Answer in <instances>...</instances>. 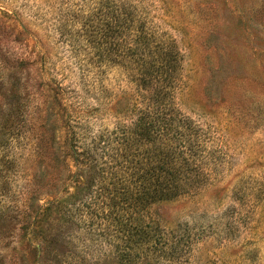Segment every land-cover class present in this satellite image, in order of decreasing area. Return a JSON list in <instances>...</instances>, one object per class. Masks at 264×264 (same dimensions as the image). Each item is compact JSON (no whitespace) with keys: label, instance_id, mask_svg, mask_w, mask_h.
Listing matches in <instances>:
<instances>
[{"label":"rangeland","instance_id":"1","mask_svg":"<svg viewBox=\"0 0 264 264\" xmlns=\"http://www.w3.org/2000/svg\"><path fill=\"white\" fill-rule=\"evenodd\" d=\"M134 29L176 46L174 102L213 155L202 186L147 205L143 222L183 238L179 264H264V0H0V132L10 78L26 119L0 153V264H124L127 236L101 220L108 160L74 156L70 132L130 124L151 96L128 60L93 67L113 43L132 48ZM28 198L33 212L61 204L34 215Z\"/></svg>","mask_w":264,"mask_h":264},{"label":"trees","instance_id":"2","mask_svg":"<svg viewBox=\"0 0 264 264\" xmlns=\"http://www.w3.org/2000/svg\"><path fill=\"white\" fill-rule=\"evenodd\" d=\"M118 27L124 28L122 24ZM134 32L132 48L113 43L97 52L93 67L101 73L104 62L107 65L114 60H128L134 66L132 71L138 86L152 89L151 96H143L142 107L130 124L116 122L114 129L107 134L91 135L87 127H80L76 132L73 127L71 140L79 141L82 148L73 146L80 152L73 147L71 151L74 156L83 158H90L93 153L99 157L101 151L100 159L108 160L112 172L110 185L116 195L110 199L111 212L102 214L101 220L112 217L110 220L116 223L118 233L127 236L125 246L119 252L121 262L137 264L140 259H149L152 264H179L177 261L188 248L183 238L157 224H145L143 212L147 205L202 186L207 178L205 168L210 167L213 155L206 145L204 131L183 115L174 102L181 61L176 46L166 40L148 37L139 29ZM10 79L11 97L6 103L4 128L0 132V153L9 150L25 134L26 119L18 93L21 81L19 78ZM0 157L6 158V155ZM100 189L95 196L100 195ZM29 201L28 198L26 208L34 215L40 212L47 215L61 204L51 200L33 212ZM26 217H30L29 214ZM32 219L33 215L27 219L23 230L29 228ZM79 222L85 224L82 218Z\"/></svg>","mask_w":264,"mask_h":264}]
</instances>
